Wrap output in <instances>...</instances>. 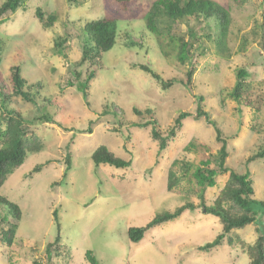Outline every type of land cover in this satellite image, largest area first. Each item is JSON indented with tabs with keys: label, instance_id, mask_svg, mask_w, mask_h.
I'll return each instance as SVG.
<instances>
[{
	"label": "rangeland",
	"instance_id": "obj_1",
	"mask_svg": "<svg viewBox=\"0 0 264 264\" xmlns=\"http://www.w3.org/2000/svg\"><path fill=\"white\" fill-rule=\"evenodd\" d=\"M153 1L133 0L125 12L114 8L113 0H24L15 12L0 16L3 80H10L13 59L20 60L26 89L35 97L27 102L9 91L5 104L21 112L43 144L42 150L27 152L23 164L0 188V195L21 211L13 244L0 241V264H46V245L56 236L59 246L51 264H91L86 251L97 264L249 263L246 248L258 236V224L236 229L225 235L223 244L204 251L200 248L222 233V223L204 212L200 203L213 205L230 171L249 173L252 198L264 200V156L248 161L264 145V0H214L228 9L231 19L222 50L214 42L212 21L188 17L175 23L162 16L160 36L151 33L144 18ZM36 8L43 21L36 17ZM49 15L55 22L46 28ZM126 15L135 19H122ZM101 17L119 19L115 44L93 63H79L83 26ZM189 26L197 36L194 54L203 53L190 88L184 84L187 64L177 61L175 50L163 56L157 43L161 41L169 51L168 36L188 38ZM58 39H65L64 55L54 45ZM127 41L138 44L128 46ZM140 64L170 80V86L163 88ZM239 69L248 75L243 99L237 102L230 91ZM90 71L93 78L85 100L78 87ZM199 96L201 109L216 123L228 153L229 172L218 174L213 187H201L192 175L206 160L209 168L217 169L222 145L215 128L204 117H194ZM181 111L191 115L159 152L151 137L153 121L160 135L166 136ZM4 113L0 100L1 127ZM43 114L54 122L39 120ZM101 145L129 165L95 166L91 155ZM66 154L70 169L64 177ZM36 165L40 170L34 172ZM169 170L175 178L171 191L167 190ZM186 203L195 208L146 230L139 242L128 239V228L143 227L155 215ZM256 212L264 221L263 207ZM4 213L0 208V219ZM12 222L6 214L0 229ZM227 237L233 244H227Z\"/></svg>",
	"mask_w": 264,
	"mask_h": 264
},
{
	"label": "trees",
	"instance_id": "obj_2",
	"mask_svg": "<svg viewBox=\"0 0 264 264\" xmlns=\"http://www.w3.org/2000/svg\"><path fill=\"white\" fill-rule=\"evenodd\" d=\"M24 0H5L0 5V16L7 12H15L17 8L21 5ZM114 8L117 7L121 11L129 12L130 4L133 0H113ZM36 17L43 21V13L40 8L35 10ZM162 16H166L170 21L181 22L183 19L188 17H194L197 19H203L209 24L211 21L216 29V35L214 42L218 50L225 48L226 37L230 26V16L228 9L214 0H154L148 13L145 15L146 28L154 35L160 36V30L158 28V21ZM124 20H133L135 18L130 15H126ZM117 20L115 17H101L95 20L88 21L83 26V41L81 44V56L80 62L84 63L89 61L93 63V60H97L100 54L109 51L115 44V37L117 31ZM55 22V17L49 15L44 26L50 28ZM264 23V22H263ZM169 26V25H168ZM167 26V27H168ZM209 27V26H208ZM211 29V28H208ZM171 42V48H167L166 51L163 47L162 42H157L160 53L167 57L171 55V51L175 50V56L180 64H187V70L185 72V86L188 88L192 84V76L196 70V63L198 62V57L203 53L199 52V56L195 55L193 52L194 43L196 41V33L193 31L191 26L188 27V39L184 35L179 34L178 36L172 37L168 36ZM210 37V34H208ZM65 39H58L54 43L57 47V52L61 55L63 54V44ZM128 46L138 44L136 42H128ZM141 46V45H140ZM200 46V44L198 45ZM2 62V57L0 53V63ZM140 69L149 73L151 77L156 79L163 88L170 86L171 81L164 80L157 72L152 70L147 65H138ZM76 76H79V72L74 71ZM10 80L6 83L0 73V100L3 108H5L6 114L4 113L5 124L4 127L0 126V188L5 183L7 176L11 174L16 168L21 166L25 161L27 152H37L42 150L43 144L38 139V137L33 134V132L26 126L22 114L19 110L8 108L5 104V100L9 97V91H12L13 95L22 98L27 102H34V95L26 89V80L21 74V62L20 60L14 58L13 62L9 67ZM247 72L243 69H239L236 73L235 84L230 91V96L233 100L239 102L243 99L244 92V78L247 76ZM93 78V71H90L85 80L80 82V92L82 97L86 100L88 97L87 88L88 82ZM69 86H72L71 82H68ZM12 85V86H11ZM40 86V85H38ZM203 101L201 96L198 97V107L194 117L199 119L204 117V119L211 124L216 131V138L221 140L220 131L216 127V123L209 118L206 111L201 109L200 103ZM191 114L187 111H181L174 120L173 126L169 129L166 136H161L159 131L156 129L157 122L153 121V127L151 128V137L153 140L158 142V151H162L167 146V140L173 138L176 135V131L182 127V120L189 117ZM44 122H54L51 117L45 116L44 114L38 118ZM140 127L147 125L138 124ZM222 145L217 153V169L209 168L208 161L201 162L200 166H197L192 175L196 180L197 184L201 187H213L215 185V177L221 173H227L228 168L225 166V161L227 158L226 144L223 140ZM264 156V145L257 151L254 155L248 158V161H252L256 158H261ZM92 161L95 166L100 164H109L117 168H125L129 165L128 160H124L117 157L112 151H110L106 146L101 145L97 147L91 155ZM174 161L173 163H175ZM65 170L64 177L67 171L70 169V158L69 154L65 156ZM34 172L40 170V165H36L33 169ZM175 184L174 172L172 170L168 171L167 176V190L171 191L173 185ZM253 196L252 181L249 178V173L239 174L234 171H230L228 178L220 190L218 196L213 201V205L206 206L204 201L201 200V207L204 212L217 216L222 223V233L217 235L215 239L208 242L200 249L204 251H210L224 243L225 235L235 231L236 229H242L245 226L257 223L258 236L255 241L247 245V253L249 255L250 261L248 264H264V221L258 220V213L256 210L264 209V200L256 201ZM202 198V196H201ZM260 204L256 206V204ZM256 206V207H255ZM0 208L5 209V216L0 219L3 221L7 215H11L13 222L9 224L6 229H0V241L5 243L7 246L13 244L18 222L21 218V211L17 204L9 201L5 196L0 195ZM195 206L191 203H186L180 207L175 208L173 211H166L155 215L145 226L143 227H130L127 231V237L132 243L139 242L146 230L151 229L163 222L172 220L178 217L185 209H194ZM56 216V211L53 212ZM227 244H233V240L230 237L226 238ZM59 246V237L56 236L54 241L46 245V264H51L54 255L57 252ZM85 258L91 264H97L96 259L92 256L91 251L85 252ZM35 264H38L35 262Z\"/></svg>",
	"mask_w": 264,
	"mask_h": 264
}]
</instances>
